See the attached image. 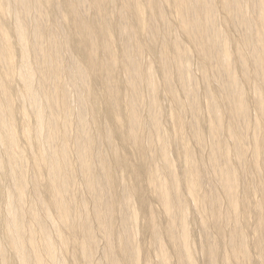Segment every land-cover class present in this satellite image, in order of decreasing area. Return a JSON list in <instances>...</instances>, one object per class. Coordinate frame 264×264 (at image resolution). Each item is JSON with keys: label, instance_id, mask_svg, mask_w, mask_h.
I'll use <instances>...</instances> for the list:
<instances>
[{"label": "bare ground", "instance_id": "bare-ground-1", "mask_svg": "<svg viewBox=\"0 0 264 264\" xmlns=\"http://www.w3.org/2000/svg\"><path fill=\"white\" fill-rule=\"evenodd\" d=\"M111 1L117 0H62L60 5L56 0H0V145L11 166L9 176L18 197L16 206L7 204V214L12 217L7 225L10 248L20 264H53L56 252L54 238L46 227L49 223L58 236L62 231L69 233L75 246L78 244L76 250L83 264H93L97 256L98 233L105 241L109 264H121L120 256L126 257L129 264H141V249L136 243L139 216L132 193L139 201L144 197L136 187L125 189L127 184L119 169L128 166L134 179L140 170L135 171L120 155L107 128L102 130L101 140L111 148L106 149L115 167L111 160L108 162L106 150L94 154L92 144L96 138L91 137L87 115L93 100V107L97 105L111 117L120 141L139 155L146 154L145 159L139 156V168L147 174L149 189L166 218L170 246L165 245L150 215L157 264H173V259L176 264H198L189 232L194 217L204 237L202 251L210 264L218 262L216 236L200 217L201 208L218 229L229 231L228 252L224 251L227 257L223 252L225 264H251L240 210L244 214L254 211L258 217L252 245L264 263V0H118L121 6L114 19L107 10ZM11 3L16 10L13 32L23 62V70L18 73L10 33L1 20ZM168 9L175 14L179 32L190 47L172 36ZM219 10L224 22L238 34L240 48L229 45L219 23ZM50 16L55 23L49 24ZM129 19L134 31L128 26ZM72 49L83 52L85 67L72 55ZM66 58L71 65L69 62L66 66ZM18 80L37 119L32 133L29 128L22 133L28 140L34 135L36 140L43 136L46 144L42 147L39 140L36 142L38 153L36 158L31 157L33 162L30 160L33 172L29 171V152L13 148H19L15 113L19 110L16 101L22 95L13 89ZM93 82L102 87L104 104ZM246 83H251L250 92ZM160 89L173 104L171 118L167 113L173 121V132L163 127L165 111L162 114ZM21 108L27 125L28 114ZM204 109L207 117L202 113ZM74 121L78 122L77 134L73 131ZM183 125L189 128L188 134ZM172 133L183 158L182 174L172 154ZM186 135L196 144L201 161ZM200 162L206 167L204 174L199 170ZM239 173L252 180L251 191H256L252 194L261 195L257 204H250L240 195ZM38 175L47 179L48 202L56 210L59 226L37 190ZM78 184L84 193L78 191ZM113 184L125 189L119 201L110 194ZM207 185L208 191L204 189ZM30 187L35 194L32 200L28 199ZM223 200L227 202L225 212ZM89 201L94 205L91 211ZM208 206L212 207L208 210ZM40 211L45 214L44 221ZM115 216L122 220L119 231L113 222ZM79 234L84 235L80 241ZM6 255L0 247L3 264H8ZM145 263L151 264L149 259Z\"/></svg>", "mask_w": 264, "mask_h": 264}, {"label": "rangeland", "instance_id": "rangeland-1", "mask_svg": "<svg viewBox=\"0 0 264 264\" xmlns=\"http://www.w3.org/2000/svg\"><path fill=\"white\" fill-rule=\"evenodd\" d=\"M88 1H90V0H88ZM56 2H57V4L60 5L62 3V0H56ZM120 6H121V4L119 3L118 0L117 1H111L107 5V10L110 11L113 19L117 17V14L119 13L118 10L120 9ZM15 12H16V10L15 9L13 10V4L11 3V5L9 6L8 12H6V14H4V15L1 14L2 15L1 20H2V24L4 25V27L10 33V44H12V46H13L14 55H15V59H16L15 60V66H14L15 67V73H18V72H22V70H23V68H21V67H23V62L21 59L20 44L18 42V38L16 37V35L13 32V28L16 25V14H15ZM218 17L220 19L219 23H221V29L224 31V33L228 37L229 45L240 48L241 47V41L239 40L238 34L231 27V25L224 22L223 14L220 10L218 11ZM168 19H169L170 23L172 24V29H173L172 33H174V34H172V36L174 35V36H177L179 39H182L184 41V43L188 47H190L189 46L190 43H188L187 39H185L182 36V34L179 32L178 24H176L175 14L174 13L172 14L169 9H168ZM128 21L130 23V24H128V26L130 27L131 31H134L135 30L134 26L131 23L132 19H129ZM53 23H55V18L50 16L49 17V24H53ZM65 28L69 29L68 26H65ZM68 31L71 33V30H67V32ZM69 32L67 34H69ZM161 34H163L162 30H161ZM144 38H145V35H144ZM167 45H168V47H170L169 41H168ZM73 49H76V48H73ZM73 49L71 51L72 55L79 61V63L81 65H84V67H85L86 66L85 61L87 60L85 55L83 54V52L81 50H79V49L73 50ZM168 54L172 58L173 54H172L171 49L169 50ZM192 59H193V63L196 65L198 63L197 56L192 57ZM66 60H67L66 66H68L70 59L66 58ZM28 62H31V60H28ZM70 65H71V62H70ZM195 73H197V74L199 73V70L197 68L195 70ZM116 76H117V79L120 80V73L119 72L116 73ZM250 84H248V83L245 84V87H247L246 90L248 92H250V90H252V86ZM249 85H250V87H249ZM93 86H96L99 89L100 94L99 93L98 94L100 95V101L102 104H104L105 103L104 91H103L102 87L98 84H95V82H93ZM13 89L15 90V94L18 93V95L19 94L22 95L21 98H19L16 101V103H18V105H19L18 106L19 110H22L21 107H23V110H26V112L28 114L27 118H29L28 119L29 121L27 123L30 124V125L29 124L26 125V123L23 121L24 118H22L23 111L21 112L17 109V113H15V118H16L15 131H16V133H18V136H19V145H18L19 148L15 147V146L13 148H14V150L23 148L24 150L27 151V153L29 152L28 153V155H29L28 156L29 157L28 158L29 171L33 172V165H32L33 160H31V159L32 158L34 159V157L36 158V155L38 153L37 152L38 148H37L36 142L39 140V143L41 144L42 147H46V144H45L43 136H42V138H41V136H38V138L39 137L40 138L37 140L34 138L35 135L30 140H28L24 137L22 132L26 128H29L30 132L32 133L33 131H31V130H33L35 128V125L37 124V119L35 118V116H32L33 114H31V111H30L31 108L29 107L30 105L27 102L26 97L23 95V91H24L23 89L24 88H23L22 82L20 80L14 82ZM159 93L162 96L161 99L163 98L161 100L162 114L165 111L164 112L165 114H163L164 118L162 117V122L165 124V121L167 120L165 126L163 123L162 124H163V127L165 128L166 132H169V131H172L171 129H173L171 126L172 125L171 122L173 123V121L170 119L171 118L170 110L173 109V106H171L173 104L169 98L167 99V97H165V95L161 89L159 90ZM93 99H96V97ZM90 101H91V108H90V112L87 115H88V122H89L88 124H90L89 125L90 126L89 127L90 132L92 133V135H91V133H90V135L92 138L93 137L96 138V139H94V142L92 144L94 154L99 153V151H103V150L105 151L106 150L105 151L106 154L109 155V156H107L108 162L111 160V162H110L111 166L113 165L112 167H115L114 166L115 163L111 159V154H109V151H108V150L111 151V148L110 149L107 148L108 145L105 144L104 142H102L103 140H101L102 130L104 128H107L108 130H110L112 132L113 143L118 148L120 155L124 159H126L130 162L131 166L133 167V169L135 171L140 170V171H138L139 172L138 177L136 179H134V175L129 170L128 166L125 165L124 167L122 166V168L119 169L120 175L124 179L125 184H127L125 189L130 191V190H132L133 187H136L139 191L138 194H140V195L142 194L144 197V199H141V201H139L140 200L139 197L136 194L132 193L133 204H134V207H135L136 211L138 212V216H139V218H138L139 223L137 226V233H136V234H138L137 239H136V243H138V247L141 249V254H142L141 264L142 263L146 264L145 263L146 259H149V262L151 264H154V263L157 264L156 263V257H155V254H154V251L152 248V233L150 232L151 230L149 227V219H150L149 216L150 215H152L153 218H155V221L159 227L160 233H162V236H163L162 238L164 240L165 245L167 246V248H170V246L167 242V237H166V233H165L166 218L163 214V211H162L160 204L157 202V200H155L153 198L151 189H149V181L147 179L148 178L147 174L145 173V171H142L139 168V161H140L139 156H141L143 159H145L146 154L141 153V155H139L129 145H126L125 143L123 144L122 140L120 141V139L117 137L116 126L114 125L111 117L105 115L103 110H101V109L99 110L98 108H96L97 105H95V107H93V102H92L93 100H90ZM167 113L169 114L170 118L167 117L168 116ZM186 113H187V116L189 118L190 113L188 112V110L186 111ZM202 113H204V117L208 116V113L206 112L205 109L203 110ZM77 119L78 118H76L75 120H77ZM164 119H165V121H164ZM169 119L171 120L170 122H169ZM77 121H74L76 123V125H75V123L73 124V125H75L73 128L74 129L73 131H75L74 134H77L79 132L78 131L79 127H78ZM26 126H28V127H26ZM203 126H204V124L202 123V127ZM183 127H184V132L187 131V134H188L189 128L186 125H183ZM76 128H78V129H76ZM203 129L206 130L205 126ZM98 133H100V135H98ZM170 133H168V134H170ZM175 136L176 135H174V133H172V135H171L172 140L171 141H173V143H174V146L172 148L173 149L172 154H173V158H175V161L177 163L178 173L182 174L181 171L184 168L183 158H181V156L179 154L180 149L178 148V145L176 143L177 137H175ZM97 137L98 138L100 137L99 138L100 140ZM186 137H187V142L192 147H194V150L196 152V156L201 161L202 157L200 156V152L197 151L198 148H197L196 144L193 143L190 136L186 135ZM173 139H175V140H173ZM95 142H97L98 144ZM101 142L104 143L105 145L102 144ZM99 143H101V146H99ZM177 148H178V151H177ZM107 151H108V153H107ZM249 157L251 158L250 154H249ZM6 158H7V156L5 155V149H3L2 146L0 145V188H1L0 189V247L3 249L5 255L7 254L5 257L8 261V264H20L18 259L15 256V253L10 248V246H11L10 236L9 235L7 236V225H10L11 221H12L11 220V218H12L11 214H7V213H9V211L7 212V204H10L12 206H16V203L18 201V199H17L18 197H17L16 193H14V181L12 180L13 178H11V176H9L10 175L9 171H11V166L8 163V159H6ZM98 167L99 166H96V170H99ZM132 167H130V168L132 169ZM180 169H181V171H180ZM199 170H200V172H203V174L206 171V167L201 162H200ZM32 172H30L31 176L29 175V177H31V178L33 176L31 174ZM180 177H181V175H180ZM79 181H80V178H79ZM238 183L240 186V195L243 196L244 198H246V200H248L250 204H252V205L257 204V202H259V200H260L261 195L259 193L258 194L257 193L252 194L253 192H256V191H251L253 188V185H252L253 183H252V180H250V177L248 175L244 176L243 174L239 173L238 174ZM78 185H79L78 189H81L78 191H80V192L82 191L84 193L85 191L81 188V186H80L81 184H78ZM182 185H183V182H182ZM212 185L213 184H211V187H212ZM209 186L210 185H207V187H205L204 189L208 191L210 189ZM31 187H33V185ZM31 187H30L29 193H28L29 196L27 195L29 200H32L31 198H33L35 195L34 193H32ZM47 189H48V187H47L46 177L44 175H38L37 190H38L39 194L46 200L48 212L52 216L53 221H55L59 226V221H57V217H56V210L54 209V206L51 207V205L48 202L50 192H49V190L47 191ZM125 189L123 186H121V184L120 185L119 184H116V185L113 184V186L110 189V194L112 195L113 200L119 201L120 199H122L123 194H124L123 192L125 191ZM200 193H202L201 190L199 191V194ZM89 202H88L89 203L88 205H89V208L91 211L92 207H94V205H92L91 201H89ZM211 207L212 206H208L207 207L208 210ZM221 207H222V211L225 212V210L227 209V202L223 200ZM240 213H241L240 214L241 215V217H240L241 228L245 232L246 242L250 248L251 264H264L262 261H260L258 259V254L255 251L254 246L252 245V241H253V238L255 236L253 229L255 227L258 215H256V213L254 211H248V212H246V214H244L242 212V210H240ZM39 217L43 221L45 220V214L42 211L39 212ZM200 217H202L208 223L209 230L212 231L214 233V235L216 236L217 246H218L217 247V254L218 255L216 254V256H217V259H219V260L216 259V261H218L216 264H218V263L219 264H223V263L225 264L224 261H226V257H227V254L225 252H228V250H227L228 249L227 240H228V234H229L228 229L224 230V231L221 229H218L217 224L212 221L210 216L207 215V211H205L204 208H201V210H200ZM195 220H197V219H195V217H194L189 222V229H190L189 232L191 234L190 239H191V245H192L191 247H193V250H194L195 255H196L195 256L196 261L198 264H210V262L208 261V257L206 255V253H204L202 251L201 247H203V244H204V242H203L204 237H203V234L199 231L198 225H196L197 222ZM9 221H10V224H8ZM113 222H114L116 231H119L122 228V225H121L122 220L119 217L115 216V221L113 218ZM46 227H47L49 233L51 234V236H53V238H54V251L56 252V255H55L56 258H55L53 264H60V263L61 264H83V258H82L81 253L79 250H76V249H78V248H76V246L78 244L75 246L74 243H76V242H74V243L72 242L71 236L69 235V233L62 231V233H61V236L63 238L62 241H64V242L66 241V243H63L61 241V236L59 235L60 236L59 237L57 235L58 233L56 234V229H54V227H52L51 224L46 223ZM224 229H226V228H224ZM96 235H97V240H99L98 241V247L99 248L97 247L98 250L96 249L97 251L95 252V255H97V256H94V260H92V263L93 264H96V263L97 264L98 263L99 264H109L108 258L105 255V253H106V249H105L106 247L104 246L105 241L101 235L99 236V233ZM222 235H223V237H222ZM225 235H226V237H225ZM79 236H78V239L80 238L79 239V241H80L83 239L84 235L79 234ZM6 237H7V239H6ZM37 237L39 238V240H41L39 231L37 232ZM224 239H225V241H224ZM137 240H138V242H137ZM101 241H102V243H101ZM194 247H196V248H194ZM226 247H227V249H226ZM7 248H9V249H7ZM196 252H198L199 254L198 253L196 254ZM223 252H224V255H226V257H224ZM220 259H222L223 261L222 260L220 261ZM120 261H121V264H129L127 261V258L124 256H120ZM0 264H3L1 256H0ZM173 264H176L174 259H173Z\"/></svg>", "mask_w": 264, "mask_h": 264}]
</instances>
